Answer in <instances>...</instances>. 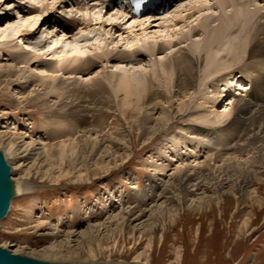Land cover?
<instances>
[{
	"label": "rangeland",
	"instance_id": "1",
	"mask_svg": "<svg viewBox=\"0 0 264 264\" xmlns=\"http://www.w3.org/2000/svg\"><path fill=\"white\" fill-rule=\"evenodd\" d=\"M38 1L40 2L39 6L42 7L43 5V8L54 2V10L49 12L48 9L45 11L43 9L41 15V9H39L37 16L40 19L47 15L39 24V30L34 35L26 36L25 39L16 38L13 41L11 39L14 38L13 32L17 29L19 17L26 16L25 13L24 15L21 13L24 9L18 11V4L21 8L24 6L26 10L30 9V6L36 5L23 3L22 0H3L0 5V30H5L2 34L6 36V44L2 47L3 50L0 49L6 56H0V67L12 64L9 55L14 51L26 50L29 52L28 56L34 58L28 67L22 68V78L16 81H14L16 78H13L11 79L12 82L4 77L0 80V134H6L8 141L17 146L33 143L37 150L35 153H40L38 160L37 157H32L23 163L21 158L11 155L8 153V149L6 151L4 146H0V152L11 166L12 179L21 188L24 187L20 192L21 194L13 199L7 217L0 223V247L7 249L11 254H20L43 262L57 260L59 262L94 264H183V262L184 264H264V204L262 211L259 210L257 207L259 205L258 199L254 197V194H248L249 196L246 198L238 189L234 192L235 200L227 195L224 197V213H221L219 208H213V211L207 214L188 215L187 213L183 215V212L189 208L181 205L177 212L180 213L177 217V219L179 218L178 221L176 219L175 222H172V220L164 218L158 223L159 225L151 229H137L117 219L113 223L107 224L98 236L94 235L83 239L80 247L76 246V243L67 242V248L64 251L50 250L51 246L62 241L63 235L68 232H84L89 226L105 223L107 218L115 217L122 210L131 207H147L153 203H159L162 200H159L158 197L161 188L157 184L159 177L156 176L159 175L154 176L153 169L156 168L160 160L164 162L171 158L173 155V150L172 152L169 151L170 144H173L171 138H178L175 142V146L178 147L183 139H179L181 136L177 137L180 131L177 128L185 129L189 118L185 116L183 118L176 117L169 130L150 138L151 134H146L147 130L145 129V114L148 115V107L153 105L152 101L149 102L150 97L145 95L140 105L136 107L134 106L135 97H126L125 92L123 90L118 91L117 88L121 79L150 76L154 84L151 90L154 91V94H157L156 91L161 94L155 99L154 104L156 102L158 104H155L153 117L159 119L165 116L166 110L172 112L176 105L174 104L176 101L174 97L177 95L176 87L166 76L161 73L158 74L160 69L156 68L154 62L156 60L162 61L179 47L166 50L161 55H147L138 62L137 60L133 61V64L129 62L115 64L101 62L87 77L73 76L71 78L58 72L51 74L46 71L43 73L39 71L36 63L41 61V58L42 61H45V57L52 58L53 63L58 66L57 62L65 61L71 55L74 56L73 49L77 47L81 49L80 54L92 56L97 52H103L110 56V52L124 51L132 47L141 48L143 43L154 42L152 40L154 35L148 36L147 32L146 34L142 32L133 33L129 29L132 22H128L126 26H123L127 32L124 31V34L120 32L118 35L113 32L115 34L113 39L116 41L111 40L110 34L102 35L100 28L94 22L89 26L85 25L83 18L87 20L98 18V14L92 9L87 12L86 6L64 8L68 4L63 0ZM199 1L187 0L165 15L163 18L168 19V21H164L166 29L163 26L160 29H155V31L165 33L160 38L169 41L180 37V34L188 35L190 28L195 24L197 25L202 17H206L210 13L212 15L218 14V8L212 7L214 0H204L200 3ZM189 4L191 6L197 4L196 6H201L203 10L195 14L190 21H185L187 13L184 11ZM263 6L264 3H252L249 10L256 12L255 8H257L263 14ZM182 7L183 10H181ZM208 7L211 9L206 10ZM66 11L67 22L64 19ZM179 11L180 13H178ZM177 13L179 16L174 15ZM181 16L184 19H181L182 22L179 19ZM177 18L180 23L172 29L169 25H172L173 20H178ZM25 19L28 18L25 17ZM55 20L65 21L66 26L73 20L71 31L76 40L74 45H70L68 40L63 45H58L56 49H47L42 46L49 44L50 41L46 42L44 37L41 38V32L48 26L53 27ZM6 21L11 25L10 28H7ZM52 33L53 35L57 33V36L61 35L55 30H52ZM83 37H86L85 40ZM160 38L158 37V40ZM200 39L199 35L192 38L191 41ZM38 46L44 48L45 56L37 55L39 53V51L37 52ZM183 46L185 45L180 47ZM243 58L246 61V56ZM227 60L228 58L224 56L223 61ZM236 66L220 78L230 79L236 75V77L241 76L248 79L250 74L254 78L255 73L248 71L249 74L247 72L242 74L239 70H235ZM30 75L33 76L36 84L45 77L47 79L44 82L50 83V87L57 85L61 91H64L66 87L72 90L77 89L81 84L86 83L87 78L102 79V83L110 96L109 103L100 104L99 101H87V103L89 106L98 103L97 108H99L96 116L94 115L90 119L91 128L100 130L101 135L108 136L115 141L114 145L105 148V151L109 152L106 156H104L103 149L97 147L91 151L89 149L90 152L79 150L78 147L73 150L67 148L64 154L61 153L59 146L42 149V145H57L76 140L84 131L85 125L82 119L65 114L66 108L53 105L62 98L58 96V92H51L47 96L37 86L29 87V84L25 86L24 78ZM36 75L39 78L41 76V79L34 77ZM249 81L255 83L254 79H249ZM224 83V81L217 83L219 89L222 87L220 90L224 89ZM194 89L195 92L198 90L197 94L199 90L204 93L207 92V88L204 89L198 85L190 90L184 89L182 92L190 96ZM259 92L262 91L253 90L250 93H252V97L256 98L255 95ZM105 95L108 96L104 94L103 98L106 97ZM209 96L211 94L207 93L206 97ZM262 96L263 98L260 100L264 103V95ZM103 98L101 97V100ZM167 98L173 102L170 108L169 104L168 107H164L167 106L164 102ZM14 100H21L22 104L16 103ZM43 101H47L48 104L44 105ZM227 105L228 102L219 103L215 108L217 110L224 109ZM207 131L209 130L205 129L204 132ZM226 132L227 135L230 133L228 129ZM236 133L235 131L234 135ZM208 134L210 133L208 132ZM197 137L203 139L202 136ZM244 139L243 131L239 130V135L234 144L241 143V146H244ZM195 145L190 148L194 149ZM162 146L167 150L163 148L160 152L159 149ZM190 148L189 150H191ZM238 148L235 147L229 153L240 155V152H243L238 151ZM164 151H166V156L160 154ZM205 154L208 152L202 151L201 161ZM20 163L23 166L14 170ZM179 164L178 161L173 162L170 169H174L177 165L179 167ZM254 170L259 174L250 179L248 191L258 189V198L260 201H264V171L262 168H254ZM171 171L168 170L165 175L170 174ZM204 174L205 172L201 175ZM228 185L230 183L227 184V189L231 190ZM236 211H238L237 214ZM251 212L252 224L239 234V228L244 223V218ZM222 214L224 217L221 218ZM76 248L79 250L77 251ZM72 249L76 252L69 251ZM71 254L72 256H70Z\"/></svg>",
	"mask_w": 264,
	"mask_h": 264
},
{
	"label": "bare ground",
	"instance_id": "2",
	"mask_svg": "<svg viewBox=\"0 0 264 264\" xmlns=\"http://www.w3.org/2000/svg\"><path fill=\"white\" fill-rule=\"evenodd\" d=\"M22 1L23 3H29V5L33 4L36 6H30L31 8L26 10L24 6V8H21L18 4V11H20V9H24L21 13L23 15L25 13L26 16H22L21 18L19 17L20 20L17 22V29L14 30V38H12L11 41L16 38L25 39L26 36L34 35L39 30V24L41 21H43L47 16L44 15V18L40 19L37 16L39 9H41V14L43 9L44 11L48 9L49 12H52L55 7V5H53L54 2L49 5L50 7L48 6L43 8V5L42 7L39 6L40 2H37V0ZM63 1L68 4L64 6V8H77L85 5V0ZM202 1L204 2V0H200L199 3ZM2 2L3 0H0V5ZM259 2L264 3V0H252V2L251 0H214L212 7L218 8V14L212 15L210 13L209 15H206V17H202L197 22V25H191L193 27L190 28L189 34L187 33L188 35L180 34V37L169 41L161 39L165 34L164 32L161 33L155 31V29H160L162 26L166 29V27H164V23L166 20L168 21V19L145 16L142 20H133L129 28L133 33L142 32L143 34H146L147 32L148 36H150V34L154 35L152 36L154 38H151L154 42L143 43L140 46L141 48L132 47L124 51H115V53L110 52V56L105 55L103 52H97L91 56L90 54H80L81 49L77 47L73 49L75 53L73 54L74 56H69V59H72H66L65 61L61 60L57 62L58 66L53 63L52 58L49 59L46 57L45 61H42L41 58V61L36 63L39 71L42 73L45 71L51 74L58 72L62 73V75L70 76L71 78L73 76L87 77L91 75L89 73H91L96 68L98 63L100 64L101 62L114 64L129 62L130 64H133V61L137 60L138 62L147 55L154 54L157 56L164 54L166 50L179 47L171 55L167 57L164 56L167 59L166 61L164 58L162 61L156 60L154 62L156 68L160 69L158 74L161 73L163 76H166V78H168L169 81H172L173 85L176 87L177 95L174 97L176 98V103L174 102L176 105L172 112L166 110L164 117L159 119L153 117L155 104L157 103L156 102L154 104L155 99L160 97L161 94L159 91H156L157 94H154V91L151 90L154 84L150 76L136 79H121L118 82L117 88L118 91L123 90L126 97L134 96V106L136 107L140 105L145 95L150 97L149 102L152 101L153 105L148 107V115L145 114L146 134H151L150 138H152V136L154 138L159 133L169 130L173 123L172 121L176 117L183 118L185 116L189 118L185 129L177 128L180 130L177 137L181 136L179 139H183V141L181 140L177 147L175 146V142L178 138L172 137L171 142H173V144H170V147H168L170 152L173 150V155L170 159H166L164 162L160 160L156 168L154 167L153 169V175H159L156 176L159 177L157 184L161 188L158 197L159 200H162L159 203H153V205L147 207L145 206L146 208L131 207L129 209L122 210L115 217L107 218L105 223L97 226H89L84 232H68L63 235L64 239L52 245L50 250L64 251L65 248H67V242L76 243V246L80 247V244L83 243V239L93 237L94 235L98 236L107 224L113 223L117 219H120L121 222H125L128 226H133L137 229H151L152 227L159 225L158 223H160V221L164 218L175 222L180 214L177 212L181 205L189 208L183 212V215L187 213L188 215L207 214L212 212L213 208H219L222 211L221 213H224V197L227 195L231 199L235 200L236 196L234 197V192L237 189L240 190V193L246 198H248V194L253 193L254 197L258 199L257 203L259 205L257 207H259V210L262 211L264 201H260L258 198V189L255 191H248L250 179L259 174L255 172L254 168H262L264 171V103L260 100L263 98L262 95H264V13H260V10L255 8L256 6L254 7L256 12L249 10L252 3ZM197 4L192 6L189 4L190 8L188 5L185 7L187 8L184 11L187 13L185 21H190L195 14L203 10L201 9V6H196ZM86 9L87 12H89L90 9L88 6ZM209 9H211V7H208L206 10ZM228 9L230 10L229 12L227 11ZM181 10H183V7ZM178 13H180V11ZM178 13L174 15L179 16ZM54 14H56V11H54ZM67 16L66 11L64 18L65 21L67 20ZM25 17L28 19H25ZM179 19L181 21L182 16L179 17ZM179 19L173 20L172 25H169V27L172 29L176 28L180 23ZM82 20L85 21V25L88 26L94 22V24L100 28L102 35L106 36V34H110L111 40L114 38L115 34L118 35V33L126 31L123 29V26H126L130 21V19L122 13H112L109 16H107V14L101 16V12L98 18H90L89 20L83 18ZM65 21L55 20L53 22L55 23L53 27L48 26L43 29L41 32V38L44 37L47 40L46 42L50 41L49 44L42 45L44 48L56 49L58 45H63L64 42H67L68 40L70 41V45H74L73 43H75L76 40L71 31L73 27V20L67 26V21ZM5 24L8 26L7 28L11 27L8 21H6ZM56 24L58 25L56 26ZM68 27H70L69 30ZM52 30H55L61 35L57 36V33L56 35H53L54 32L52 33ZM0 32V49H2V47L6 44V36L5 34H2L5 30H0ZM113 32L116 33L114 34ZM199 35L201 38L200 40L191 41L192 38H196ZM158 37H161L160 40H158ZM85 38L86 37H83L84 40ZM131 38L134 39L133 37ZM181 45L185 46L180 47ZM43 47L39 48L38 46V50L35 49L37 52L39 51V53H37L38 56H45V50L43 52ZM2 50H0V56H6L3 54ZM28 55L29 52H26V50L12 52L9 55L12 64L7 65L6 67H0V80L4 77L9 82H12L13 80L11 79L13 78H16L14 81L22 78V68L28 67L31 60L34 59L33 56L29 57ZM223 55L228 58L225 62L223 61ZM244 56H246V61L243 58ZM234 66H236L235 70H239L242 74H246L248 71L255 73L254 78L251 74L248 76V79L242 78L241 76H238V79H236V75L230 79L220 78L225 75L226 72L231 71ZM38 73L41 74L40 72ZM34 77L39 78L37 75ZM24 79L25 86L27 84L30 85L29 87L33 85L37 86L44 93V95L48 96L51 92H58V96H61L62 98L58 100V102L53 103V105L60 108H66L65 114L82 119L85 125L84 131L76 140L62 142L57 145H42V149H50L55 146H59L61 148V153L64 154V152L67 151V148H71V150H73L78 147L79 150L82 149L84 152H90L92 149L97 147L103 149L102 151L105 153H103L104 156L109 153L108 151H105V148L107 146L114 145L115 141L108 136L101 135L100 130L91 128L90 119L92 116H96L99 108H97L98 103H95V105L92 106H89L87 103V101H99L100 104L104 102L109 103L110 96L109 93H107V89L102 83L101 78H87L85 80L86 83H84V85L81 84L79 88H74L72 90L66 87L64 91H61L57 85L50 87V83L44 82L47 79L45 77H43V80H40L37 84L31 75L25 77ZM39 79H41V76ZM249 79H254L255 83H252L250 91H247L248 86L246 82H249ZM220 81L225 82L223 90H220L222 87L219 89V85H217ZM196 85L202 86L204 89L207 88V92L204 93L199 90V93L197 94L198 90L195 92L194 89L190 96L182 92L184 89H193ZM209 89H211V91H209ZM253 90H261L262 92L256 94V98H254L251 96L252 93H250ZM207 93L211 94V96L206 97ZM104 94H107L108 96L105 95L106 97L103 98ZM101 97L103 100H101ZM25 99L27 100L28 98ZM20 101L21 100H14L16 103H21ZM164 102L167 104V106L164 107H168L169 105V108L172 107L173 102L169 100V98H167V100L165 99ZM224 102H228L226 108L218 110L215 108L217 107V104H223ZM44 103V105L48 104L47 101ZM50 105L52 106V104ZM205 129L209 131L204 132ZM226 129L230 131L228 135ZM239 130L243 131V137H245L244 146H241V143H237L236 145L234 144L237 136L239 135ZM235 131L237 133L234 135ZM208 132L210 134H208ZM197 136H202L203 139ZM8 140L9 139L6 137V134H0V146H4L6 151L8 149V153L11 155L21 158L23 163L26 160L29 161L32 157H37V160L40 158V153H35L36 149L34 148L35 145L33 143H25L17 146ZM194 144H196L195 148L191 149L190 147ZM235 147H239L238 151H242L243 153L240 152V155H231L229 152L235 149ZM163 148L166 149L164 146H162L161 149H158L161 152ZM189 148L191 150H189ZM182 150H185V152H182ZM202 151L205 153L208 152V154H205L201 161L200 157ZM160 154L166 156V151ZM189 159L190 161H187ZM5 161L7 162V160ZM177 161L180 162L179 167H177V165L174 169H170L171 166H173V162ZM7 164L10 166L9 162H7ZM22 166L23 164L20 163L16 166V168H14V170H18ZM168 170L172 171L170 174L165 175V172ZM203 172H205V174L201 175ZM10 180L12 183H15V197L12 198V203L13 199L21 194L20 192L24 189V187L21 188L20 185H17L11 176ZM229 183L230 185H228V187H231V190L227 189V184ZM237 213L238 211H236V214ZM223 215L224 214L221 215V218L224 217ZM252 219V212L248 213L246 218L243 220L244 223L239 228V234L244 229H248L250 227L249 225L252 224ZM150 220L152 221L149 222ZM178 220L179 218L177 221ZM1 249L11 254L7 249ZM76 250L78 251L79 249L76 248ZM76 250L72 249L69 251L76 252ZM11 255L39 261L20 254ZM70 256H72V254ZM43 263L94 264L87 262H59L57 260Z\"/></svg>",
	"mask_w": 264,
	"mask_h": 264
},
{
	"label": "water",
	"instance_id": "3",
	"mask_svg": "<svg viewBox=\"0 0 264 264\" xmlns=\"http://www.w3.org/2000/svg\"><path fill=\"white\" fill-rule=\"evenodd\" d=\"M11 168L0 152V223L7 217L10 203L15 197V183L11 182ZM0 264H48L40 261L29 260L9 254L0 248Z\"/></svg>",
	"mask_w": 264,
	"mask_h": 264
}]
</instances>
